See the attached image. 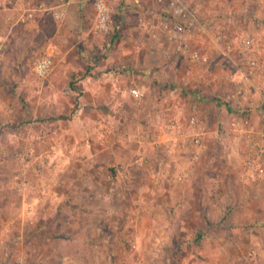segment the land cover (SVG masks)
<instances>
[{
    "label": "rangeland",
    "instance_id": "obj_1",
    "mask_svg": "<svg viewBox=\"0 0 264 264\" xmlns=\"http://www.w3.org/2000/svg\"><path fill=\"white\" fill-rule=\"evenodd\" d=\"M56 1L0 5V264H243L239 255H248L243 252L249 248L254 253L255 247L239 238L245 151L228 126L238 111L225 100L236 66L213 47L206 50L204 33L198 41L209 53V63L163 54L143 24L158 21L152 0L121 1L106 34L90 31L93 14L81 4L74 18L56 21L47 11H37L32 20L17 21L26 7ZM185 1L202 22L222 27L228 39L264 30L262 0ZM43 55L51 58L52 68L40 77L34 67ZM233 57L243 63V53L236 50ZM131 87L142 96H130ZM248 107L255 129L263 128V107ZM191 114H201L205 134L209 131L207 152L199 156L200 170L188 166L192 183L169 185L161 181L164 174L175 175V160L192 158L196 148L175 139L168 124L184 122ZM144 141L163 163L156 171L158 157L150 166L140 161L146 180L138 170L135 180L141 182L132 184L154 187V204L147 195H131L123 188L128 169L120 164L123 168L106 170L97 184L98 204L107 210L85 212L72 206L83 198L74 193L85 183L80 181L85 159L106 165L107 149L115 147L121 161H129ZM209 155L215 159L212 166ZM118 173L117 181L113 176ZM217 176L222 180L211 178ZM167 186L170 194H163ZM112 187L121 188L120 198ZM54 192L65 195L48 202ZM88 200L86 205L94 202ZM73 216L75 228L57 224ZM50 223L57 226L53 231Z\"/></svg>",
    "mask_w": 264,
    "mask_h": 264
},
{
    "label": "built area",
    "instance_id": "obj_2",
    "mask_svg": "<svg viewBox=\"0 0 264 264\" xmlns=\"http://www.w3.org/2000/svg\"><path fill=\"white\" fill-rule=\"evenodd\" d=\"M13 0H0V5L5 6ZM93 9V22L90 31L97 34L109 33L113 26L112 11L123 0H84ZM157 7V23L145 22L140 17L139 22L148 26V32L155 43H160L163 54L176 53L185 59L198 63H209L210 57L207 51L202 50L198 37L204 33L209 44L206 50L213 47L218 55L226 61L232 62L237 71L231 75L232 89L226 94L225 100L232 104L238 111L230 120L228 126L235 137L245 149L242 167L246 174L260 178L264 177V127L255 129L249 108L252 103L258 104L264 109V62H261L254 51L264 43V35L256 34L240 35L235 39H228L222 27L214 28L211 23L202 22L193 8L185 0H152ZM69 0H57L51 6L26 7L17 15V21L26 22L35 18L37 11H47L56 21L65 18ZM142 24V23H141ZM201 33V34H200ZM238 50L244 54L243 63L238 65L233 57ZM52 68V61L48 55L41 56L36 64L35 71L40 77L47 76ZM133 97H141L142 91L138 87L128 90ZM194 129V133L188 138L186 128ZM169 133L180 141H189L196 148L192 158L199 159L200 154L207 147L205 131L196 114L187 117L184 123L170 121Z\"/></svg>",
    "mask_w": 264,
    "mask_h": 264
},
{
    "label": "crops",
    "instance_id": "obj_3",
    "mask_svg": "<svg viewBox=\"0 0 264 264\" xmlns=\"http://www.w3.org/2000/svg\"><path fill=\"white\" fill-rule=\"evenodd\" d=\"M69 1L73 2V0H69ZM262 2H264V0H262ZM80 4L82 5V7H83V5L85 7H89L90 10L92 11V14H93V9L90 6V4L86 3L84 0H81V2L79 1L76 5L75 4H73V6L68 5L65 18H74V13L76 12L75 10H77L78 8H81ZM154 17L156 18V20L158 19L157 14H155ZM10 33L11 32H7V34H10ZM259 33L264 35V30H260ZM254 55L257 56L261 62H264V43L261 45V47H259L257 50L254 51ZM100 96H101L100 93L95 94L96 99H100ZM200 117H201V114L197 116V119L200 120ZM200 122H202V121H200ZM178 123L182 124L184 122L178 121ZM186 132H187L188 138H190L191 135L194 133V129L187 127ZM208 132L209 131H206V134H204L206 143H208L207 140L209 139V137L206 136L207 134H209ZM210 134L212 135V133H210ZM214 136L216 139L217 135H214ZM183 143H185V142H183ZM149 144H152V141ZM153 146L157 147L158 146L157 142L153 143ZM106 148H108V147H104L103 149L105 150ZM135 148L136 149L133 151V155L131 158H129V161H121V159L119 158V154L117 153L118 149L115 147L107 149V152L110 153L111 156H110L109 161L107 160L106 165L103 164V166H101L102 164L100 162L97 163V165H95L91 162L85 163V160H86L85 159L84 162L82 163V164H84L83 171H85V172H83L80 176V181H84L85 183L84 184L81 183V186H79L80 193H74V195L76 194V196L79 195L80 198H82V197L83 198L80 201V204L72 205V206L75 209L78 208L80 211H85V212L86 211L101 212V210L102 211L107 210V208H106L107 205L98 204V203H101V201H99L98 199H99V197L102 198V195L100 194L101 190L99 189V186H97V184L101 183L103 181L106 170L113 172L112 167L118 166V165L121 166L120 164L126 166V168L128 169L127 176H126V178L128 180L125 182L126 186L123 188H125V189L127 188V190L129 192L131 190V195H136V196L140 197L141 195L144 194V198H145V195H147L150 202L154 204V202L157 201L156 191H155L154 187L151 188L148 185V188H147L146 185H143L142 186L143 189H142L141 186H138V185L134 186L135 184H132V181L134 180V181H136V183H140L141 181L135 180L139 177L140 178L145 177V180H146V176L143 174V168H141V166L139 165V164H141L140 161H143L144 163H146L145 164L146 166L147 165L150 166L149 161H153V160H155L154 158L158 157L156 159V165L154 168L156 171H157L156 166H158V165L160 166L161 163H163V161L159 156L152 154L151 148L147 147L146 141H144L143 144H139ZM112 149H114L113 153L108 151V150L112 151ZM242 149L245 151V149L243 147H242ZM205 152H207V149ZM209 156H210L209 164L212 166V164L215 162L214 161L215 159H213V155L212 156L209 155ZM171 161H172V159H171ZM201 161H202V158L195 160L194 158H191V157L181 159V161H180V159H176L174 162V165L176 164V166H178V168H179V169L177 168L178 172L175 175H172L170 173L164 174L163 179L161 181L167 180L170 182L169 185H172L173 183L171 184V182H174L177 180L179 182H183V184H185L186 182L192 183L194 180L191 179V177H190L191 175L189 174L190 172H188V170H189L188 166L191 168V171H193V170L198 171L201 168V166H199ZM117 169H118V167H117ZM138 170H140V172H139L140 174H138L139 177H138V175H136V176L134 175V173L138 172ZM141 170H142V172H141ZM125 171H127V170L125 169ZM119 176H120V173H118L117 176L115 175L113 177H115V180H117ZM150 176H152V173L150 174ZM244 176L245 177L243 178V181L241 182L240 189H239L240 198H241L240 203H239L240 216H239V221H238L240 224L239 238L243 237L244 239L249 240L250 244L254 245L255 250H254V253H249L250 252V248H249V251L243 252L244 254L247 253L248 255H239V260H241L243 262V264H264V177L255 178V177H252V176L246 174V172H244ZM211 178L213 180H217V179L222 180V178L219 176L214 177V178L211 177ZM154 179L157 180V177L153 176L152 180H154ZM118 180H120V179H118ZM155 180H154V183H155ZM204 180H202V181H204ZM93 181H94V183H93ZM161 181H160V184H163V182H161ZM199 183H202V182H199ZM183 184H176V185H178V186L181 185L180 187L183 188V186H185ZM115 186L119 187L120 185L117 182V184ZM173 186H175V184H173ZM116 187L110 188V191H112V193L116 192V194H117L116 197L120 198L121 197V188H119V190H114V188L117 189ZM192 187L195 188L196 185H193ZM160 189H162V188H160ZM171 189H172L171 187L168 188V186H167L166 189H163L162 193L164 194L167 191L166 193L170 194L169 192L171 191ZM187 190H188V192H190V188ZM112 193L107 192V195L109 196ZM162 193H160V194H162ZM61 194H62V192H60V193L54 192L52 197L51 196L48 197V202H53V201L58 202L59 198L61 199V196L63 197L65 195V194H62V195ZM114 195H115V193H114ZM187 196H188V194H187ZM87 198L88 199L93 198L94 202L92 204L86 205V203H88V201H89ZM179 203L181 205H185L186 201H185V199L181 198ZM213 203H216V202H213ZM73 207H71V208H73ZM65 208H67V206H65ZM233 210H235V208H233ZM74 218H75V216H73L71 218L68 217L65 220L66 222L63 220V222L59 221L57 224H59L62 227L75 228L77 221H76V218L75 219ZM217 220H218V218L213 219L214 222L211 221L209 226L213 227L214 226L213 224L214 223L216 224ZM81 222L82 221H81V217H80L79 223H81ZM49 226L51 227L52 231L54 229H56L55 227H57L51 223ZM79 227H81V224H79ZM250 254H252V255H250Z\"/></svg>",
    "mask_w": 264,
    "mask_h": 264
}]
</instances>
